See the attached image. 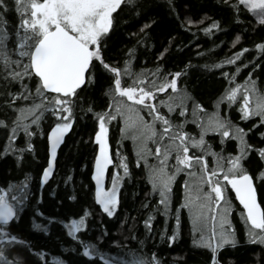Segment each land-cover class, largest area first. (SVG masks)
<instances>
[{"label":"snow or ice","instance_id":"1","mask_svg":"<svg viewBox=\"0 0 264 264\" xmlns=\"http://www.w3.org/2000/svg\"><path fill=\"white\" fill-rule=\"evenodd\" d=\"M222 3L231 11L235 21L242 22V17L251 16L257 24L264 26V0H222ZM169 6L173 7L172 0H169ZM126 8L140 15L144 4L142 0H0V83L4 88L0 91V109L6 110L0 117V128L7 130L0 155L11 153L17 156L19 163L26 152H34L32 137L38 131L40 135L45 134L40 129L47 119L49 156L41 173L43 186L53 175L60 145L78 115L83 113V110L76 111L83 95L90 86L95 87L101 77H106L108 86L104 91L109 102L100 111H94L92 107L87 109L97 122L94 141L98 152L94 158L92 179L95 200L102 211L109 217L116 214L122 183L131 175L126 154H122L118 147L115 152L119 158L117 162L111 151L110 125L118 122L121 135H130L136 145L137 167L143 163L147 169L146 178L151 189L146 196L155 193L159 197L143 221L147 233L153 231L154 213L160 211L165 224L170 216L174 217V228L168 237L169 243L173 242L181 223L180 208H186L192 216L193 233L198 234L192 243L210 250L209 264H223L221 249L239 243L230 219L235 205L226 195L230 188L242 206L239 214L246 225L248 242L264 245V195L258 194L256 182L257 179L264 180V170L253 173L246 167L247 157L253 151L264 161V146L257 148L248 141L249 132L264 127V91L256 85L258 78L253 76L254 70L261 65L253 61L237 64L248 51L247 46H241L217 63L206 64L208 68L234 65L235 71H220L226 83L214 101L216 110L205 121L204 104L181 84L190 61L178 71H162L163 65L134 71L136 45L128 48L127 58L122 62L106 56L109 35L118 26ZM13 14L15 23L9 19ZM154 22L147 19L141 25L142 35L130 33L139 35L136 44L146 43L148 30ZM196 23L198 21L187 18L184 26ZM213 29L221 31L220 21L211 20L202 31L211 35ZM241 39L237 33L232 44ZM252 47L260 50L258 54L264 58V38ZM166 51L167 48L157 59H161ZM249 64L253 70L243 80H238L241 69ZM234 105L241 120L259 118L252 128L245 129L231 121L228 111ZM177 111L179 116L185 117L184 120L172 119L171 114ZM189 113L200 128L198 136L184 130ZM21 133L24 143L17 145ZM208 133H218L221 144L226 139L237 141V151H215L206 140ZM259 135L264 137V132ZM192 149H197L199 154ZM149 157L154 159L150 161ZM110 165L113 166L111 186L105 187ZM181 173L185 174L183 203L173 211L172 188ZM70 180L71 175L66 182ZM30 194L28 175L18 184L8 183L7 187H0V264H47L46 250L34 247L16 227ZM143 207H148L147 201ZM89 215L85 210L78 218L61 222L89 259L99 260L101 264H163L154 252L145 254L142 247L115 253L101 247L106 232L97 236L95 241L86 239L83 233L89 230ZM48 219L51 222L57 218ZM33 227L48 231L47 224L34 222ZM165 234L162 231L161 237ZM25 252L35 259H27ZM51 259L53 264H68L60 256Z\"/></svg>","mask_w":264,"mask_h":264},{"label":"trees","instance_id":"2","mask_svg":"<svg viewBox=\"0 0 264 264\" xmlns=\"http://www.w3.org/2000/svg\"><path fill=\"white\" fill-rule=\"evenodd\" d=\"M144 4L140 15H135L131 9H125L121 14L118 26L110 33L107 41L106 56L113 60L121 61L126 59L128 48L136 45V59L133 62L134 71L140 69H154L158 65H163L162 71H178L190 61L186 75L181 77V84L187 88L193 97L205 106L203 115L205 121L214 112V101L223 91L225 78L220 76V71H235L234 65H222L221 68H208L221 61L232 52L237 51L241 46H247L240 61H253L259 63L260 68L253 72L256 85L264 91V58L259 55L258 49L253 48V44L264 38V26L257 24L251 16L242 17V22L233 19L231 11L225 7L222 0H172L173 7L169 6V0H142ZM191 18L198 21L196 24L185 27L186 19ZM15 23V14L9 17ZM152 19L149 37L144 44H136L139 39L141 25ZM218 20L221 24V31L212 30L213 34H207L202 29L211 21ZM191 29V30H189ZM254 29V30H253ZM130 33L139 35H130ZM242 37L235 45L232 41L236 34ZM179 45V47H177ZM199 45V47H197ZM167 48L161 59L157 56ZM201 55H197V53ZM255 58V59H254ZM252 64L247 68H242L237 79L243 80L249 71H252ZM108 86L106 77H101L99 83L89 87L83 95L79 106L76 109L78 115L72 130L65 136L64 142L58 151L56 165L52 177L41 186V173L46 167L49 156V145L47 132L49 131V121L42 122L45 134L32 137L35 146L34 152H26L17 162V156L11 153L0 155V187H7L8 183L18 184L24 180L25 175L29 176L30 195L20 215L17 230L26 239L30 240L36 248L46 250L47 264H53L52 256H60L68 264H101L99 260L89 259L82 254V246L73 240L66 231L63 223L72 218H78L87 210L90 215L87 217L89 230L83 233L86 239L96 240V237L104 235L101 247L108 248L112 252H126L137 250L142 247L145 254L155 253L163 264H209L210 250L192 243L196 233H193L192 216L186 208H180V227L176 239L169 243L174 228V217H169L165 224V217L162 212L154 213L152 223L153 231L147 233L143 221L153 206L157 204L158 195L150 193L151 184L148 182L147 169L141 163L136 165L135 143L130 135L122 136L120 124L113 122L110 125V144L114 161L118 162L115 155L119 147L122 154H126L130 169V177H125L120 189V205L117 212L109 217L102 211L101 206L95 200V182L92 179L94 158L98 152V145L94 141V133L97 130V122L94 115L87 112L89 107L94 111H100L109 102L105 89ZM3 84L0 83V91H3ZM256 95L252 97L255 102ZM223 109V105L221 106ZM167 112V109H163ZM5 111L0 109V117L5 115ZM223 114V112H222ZM10 116L11 113H8ZM228 115L231 121L239 124L245 129L252 128L258 117L247 121L240 119V113L234 105ZM174 121L184 120L179 116V111L171 114ZM184 130L198 136L200 128L193 121L190 113L187 114V122ZM7 130L0 128V152L6 140ZM264 132V127L253 129L248 133L249 143L259 148L264 146V137L259 135ZM206 140L212 148L220 152L234 153L237 151V141L226 139L224 144L220 143L218 133H208ZM117 141L120 143L118 144ZM17 145H23L24 135L20 134L16 141ZM152 147V145H149ZM192 151L199 154L197 149ZM210 162L212 157H208ZM154 158L149 157L152 161ZM246 167L253 173L264 170V161L259 159L255 151L247 157ZM122 171V169H121ZM113 172V166L108 169L109 179ZM71 175L72 180L66 182V178ZM185 174L181 173L172 188L173 211L183 203L184 188L182 187ZM258 194L264 195V180L257 179ZM226 195L232 198L235 205L231 221L235 226L239 243L235 246L226 245L220 251V258L223 264H264V245L249 243L245 234L246 225L240 217L242 206L235 199L234 192L229 188ZM75 196V199L70 197ZM147 201L148 207H143ZM264 206V205H262ZM39 209V212L36 211ZM43 213V215H40ZM49 217H56V220L49 222ZM47 224L48 231L43 228H34L33 223ZM166 234L161 237V232ZM113 241L119 242L113 244ZM142 242V243H141ZM259 254V255H257ZM27 259H35L25 252Z\"/></svg>","mask_w":264,"mask_h":264},{"label":"rangeland","instance_id":"3","mask_svg":"<svg viewBox=\"0 0 264 264\" xmlns=\"http://www.w3.org/2000/svg\"><path fill=\"white\" fill-rule=\"evenodd\" d=\"M111 185H110V181L109 182H107V180H106V182H105V187H110Z\"/></svg>","mask_w":264,"mask_h":264},{"label":"water","instance_id":"4","mask_svg":"<svg viewBox=\"0 0 264 264\" xmlns=\"http://www.w3.org/2000/svg\"><path fill=\"white\" fill-rule=\"evenodd\" d=\"M49 145V144H48ZM60 147H61V145H60ZM60 149V148H59ZM59 149H58V151H59ZM57 157H58V155H57ZM57 159V158H56Z\"/></svg>","mask_w":264,"mask_h":264}]
</instances>
